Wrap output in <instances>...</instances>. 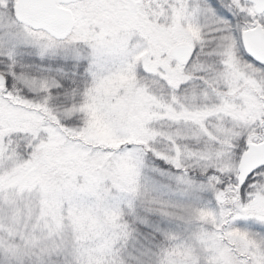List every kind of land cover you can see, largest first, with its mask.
I'll use <instances>...</instances> for the list:
<instances>
[{"label": "snow or ice", "instance_id": "snow-or-ice-1", "mask_svg": "<svg viewBox=\"0 0 264 264\" xmlns=\"http://www.w3.org/2000/svg\"><path fill=\"white\" fill-rule=\"evenodd\" d=\"M0 264H264V0H0Z\"/></svg>", "mask_w": 264, "mask_h": 264}]
</instances>
